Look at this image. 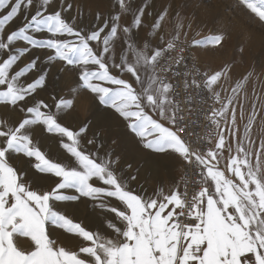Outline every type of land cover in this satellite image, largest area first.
Returning a JSON list of instances; mask_svg holds the SVG:
<instances>
[{
  "label": "snow or ice",
  "instance_id": "snow-or-ice-1",
  "mask_svg": "<svg viewBox=\"0 0 264 264\" xmlns=\"http://www.w3.org/2000/svg\"><path fill=\"white\" fill-rule=\"evenodd\" d=\"M115 2V14L98 13L85 27L66 14L71 3L0 0V106L18 114L0 120V264H264V140L254 148L255 106L242 136L236 107L252 73L227 96L219 89L232 79L228 67L197 72L200 79L189 82L180 35H162L167 13L153 18L143 0ZM236 7L264 27V0H236ZM150 19L154 43L145 42ZM227 38L221 31L192 44L215 48ZM57 64L76 77V94L91 95L142 149L190 170L198 178L192 190L186 181L167 191L134 187L137 175L119 167L102 127L91 119L66 125L74 102L57 89ZM169 73L218 105L208 117V146L185 135L189 125ZM45 133L58 139V158L42 150ZM89 202L113 214L101 221L104 231L70 215ZM58 230L80 239L78 251L60 246ZM18 237L32 247L18 246Z\"/></svg>",
  "mask_w": 264,
  "mask_h": 264
},
{
  "label": "rangeland",
  "instance_id": "rangeland-1",
  "mask_svg": "<svg viewBox=\"0 0 264 264\" xmlns=\"http://www.w3.org/2000/svg\"><path fill=\"white\" fill-rule=\"evenodd\" d=\"M61 2L73 5L66 14L78 17V23L85 27L94 26L98 13L107 17L109 13L115 14L117 9L115 0H61ZM135 2L142 6V0H135ZM143 2L151 5L153 18L167 13L162 22V35L165 39H171L174 35L179 34L181 40L188 41L192 47L194 58H199V65L205 72H214L223 67L231 69L230 76L232 79L224 82L222 89H219L222 91V95H230V89L235 86V82L247 76L248 73H252L251 78L240 94L239 103L236 107L238 126L242 136L244 125L251 115L253 105L255 106L257 118L252 127V140L254 148L258 149L261 140H264V43L257 48H253L248 45L243 37L248 35L259 37L264 34V27L252 22L245 12L238 9L236 0H143ZM210 4H215V7ZM201 7L222 15L225 18L224 23L210 25L198 20V13ZM151 22L150 19L149 24L146 26V43H154L157 38L156 34L151 30ZM20 23L21 21L17 20L13 27H18ZM221 31L228 34V38L222 46L204 48L192 44L194 40H204L212 35L219 34ZM143 36L144 33H141L142 38ZM123 54L118 52L117 58ZM42 67L47 68L48 65H42ZM51 71L55 73V82L60 95L63 98H73L74 107L70 114L65 116V124L75 126L80 121L89 119L93 112L91 104L94 102L91 95L83 91L77 95L76 77L58 71V64L53 65ZM44 95L48 97L49 94L45 93ZM241 112H243V119H240ZM17 118V113L0 106V120H15ZM104 127H102L104 129L102 139L106 147L115 148L120 155L119 167L123 169L125 174L131 172L137 175V180L133 182L134 187L151 191L153 188L158 189L163 186L167 191L177 183L182 186L183 168L177 167L173 159L166 158L160 154H150L147 150L142 149L131 136H128L127 139L130 140L127 142L123 141L124 144L121 141V137L117 135H111L108 138ZM45 135L51 137L50 134L45 133ZM51 138L60 146L57 138ZM113 138L119 140L117 145L111 144ZM41 146L42 150H45L49 155L57 158L60 156L61 151L52 150L50 144L43 142V140L41 141ZM133 153L136 155L145 154L152 168L157 170V174L151 176L147 172L142 171L140 165L132 161ZM261 158L264 160V155ZM253 160L255 161V157H253ZM129 164L132 165L131 168H128ZM221 164L223 166L224 161ZM17 166L29 167L25 161H18ZM72 210L71 212L68 209L74 219L84 221L90 227L101 231H104L101 227V221H104L105 217L113 215L106 210L93 209L91 202H89L88 206L82 205L80 208ZM75 212H77V215ZM56 236L60 246L65 247L66 250L78 251L81 243L79 238L73 234L65 233L63 230H58ZM17 243L18 246L24 249L32 247L31 241L25 237H18Z\"/></svg>",
  "mask_w": 264,
  "mask_h": 264
},
{
  "label": "built area",
  "instance_id": "built-area-1",
  "mask_svg": "<svg viewBox=\"0 0 264 264\" xmlns=\"http://www.w3.org/2000/svg\"><path fill=\"white\" fill-rule=\"evenodd\" d=\"M183 45L185 51L183 55L185 56L184 63L187 64V69L181 65V72L188 71L191 73L190 76L187 77L190 82L191 79L195 78L197 80L200 79V76L196 75L197 72L204 73L205 71L201 68V66L196 62L191 45L184 40L177 41L178 47ZM177 54H180L177 52ZM163 75V73H162ZM171 82L175 85L174 91L176 93V100L179 101L180 106L183 110V113L186 117V123L189 125L188 132L192 133L191 139L196 141L199 138V142L201 146H208L209 142L206 139L207 134L212 131L214 128L213 125L210 124V120L208 117L211 114V110L213 107H218V105L214 104V101L211 99L210 94L203 89H196L194 87H190L185 89L184 82L185 77L181 75L180 77H171V74H168ZM214 143V138H213ZM196 177L191 173L190 170L183 168L182 173V186L186 181L189 185V190L195 186Z\"/></svg>",
  "mask_w": 264,
  "mask_h": 264
},
{
  "label": "bare ground",
  "instance_id": "bare-ground-1",
  "mask_svg": "<svg viewBox=\"0 0 264 264\" xmlns=\"http://www.w3.org/2000/svg\"><path fill=\"white\" fill-rule=\"evenodd\" d=\"M212 7H215V4H210ZM202 6V5H201ZM248 17L251 19L250 15L247 14ZM198 20L204 21L208 24H223L225 18L217 13L212 12L209 9H206L204 7H201L198 13ZM245 41L253 48H257L261 44L264 43V34L261 36H245L243 37ZM188 42V41H186ZM196 62L200 64V60L198 57L195 58ZM91 108L93 109V112L89 119H91L98 127H103L106 129L108 138L111 137V135H117L118 137H121V141L124 144L123 141L127 142L130 139L128 138V134L126 133V130L123 126V122L118 121L114 117L110 116L109 113L105 110L97 109L94 106V102L91 104ZM45 135V134H44ZM45 137H47L45 135ZM127 139V140H126ZM43 142H46L50 144L52 150L56 151H63L59 145H57V142L54 141L51 137H47V139H43ZM129 143V142H128ZM132 161L134 163L137 162V164L140 165V169L142 171L147 172L151 176H155L157 174V170H154L151 166V163L147 161V156L145 154H132ZM69 211H73L72 209H69ZM77 215V212H75Z\"/></svg>",
  "mask_w": 264,
  "mask_h": 264
}]
</instances>
